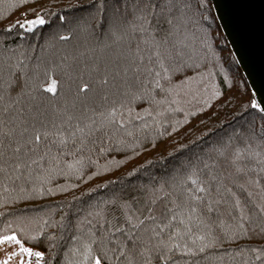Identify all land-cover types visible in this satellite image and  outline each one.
<instances>
[{
  "label": "trees",
  "instance_id": "16d2710c",
  "mask_svg": "<svg viewBox=\"0 0 264 264\" xmlns=\"http://www.w3.org/2000/svg\"><path fill=\"white\" fill-rule=\"evenodd\" d=\"M252 102L210 0H0V238L38 264H165L151 229L175 215L166 264H264Z\"/></svg>",
  "mask_w": 264,
  "mask_h": 264
},
{
  "label": "water",
  "instance_id": "95a60500",
  "mask_svg": "<svg viewBox=\"0 0 264 264\" xmlns=\"http://www.w3.org/2000/svg\"><path fill=\"white\" fill-rule=\"evenodd\" d=\"M210 1L254 101L264 109V0Z\"/></svg>",
  "mask_w": 264,
  "mask_h": 264
},
{
  "label": "snow or ice",
  "instance_id": "6c2138e0",
  "mask_svg": "<svg viewBox=\"0 0 264 264\" xmlns=\"http://www.w3.org/2000/svg\"><path fill=\"white\" fill-rule=\"evenodd\" d=\"M144 21L146 24H151V21L147 19V16H145ZM45 23L44 19L41 17H37V19L32 20V21H26L24 24H21L20 26L22 28H26V30L31 31L32 30V26L34 25H43ZM169 23H171V21H169ZM141 31H147V29L144 27V25H141ZM157 76L160 75V73H156ZM157 84H159V81H157ZM86 89H82V91H84ZM45 91L51 92V93H55V85L53 83L52 86L48 87L45 89ZM252 108H258V105L255 102H252ZM261 111H264V109H259ZM114 115V113H113ZM45 137L47 134H44ZM42 139V135L41 134H37L34 136L33 138V142L35 143H39ZM64 142V141H61ZM21 151V149L19 147H17L15 149V152L19 153ZM21 167L20 164L16 165V169L19 170ZM0 171H3V169H0ZM190 183L194 186V191H191L187 194L188 199L191 200H197L200 199V197L197 195L198 193H204L207 191V189H205V187L200 183L199 181V177H195V178H190ZM191 211H195V208H191ZM173 222H178L180 224H183V221H177V217L175 215H173L172 217L169 218L168 222H162V223H158L156 224V226L154 228L151 229L152 232V236L149 239V251H156L158 258L161 261H164L166 264L167 259L169 258V254L172 253L175 249L180 248V244L175 242L177 240V237L180 236V232L179 231H167L166 229L169 228H173L174 223ZM133 228L136 227V225L132 226ZM190 231V229H189ZM135 233H133L132 237L128 238V246H134L136 243L135 240ZM154 241V243H153ZM5 243H10V244H15V245H19V251L18 252H14L12 254V256H19V255H23V256H27V257H32L33 255L36 256L38 259L41 258V254L40 253H33L30 249H28L27 247H24L21 240L17 238L16 235H5L2 238H0V244H5ZM120 256H124L125 253L123 251L120 252L119 254ZM141 255H143V252H141ZM119 258V257H117ZM259 259V257H257ZM9 259H11V257H9ZM0 264H8V261L5 260L3 262H0ZM20 264H25V260L21 259L20 260ZM95 264H102L101 259L97 258L95 260Z\"/></svg>",
  "mask_w": 264,
  "mask_h": 264
},
{
  "label": "rangeland",
  "instance_id": "374dc122",
  "mask_svg": "<svg viewBox=\"0 0 264 264\" xmlns=\"http://www.w3.org/2000/svg\"><path fill=\"white\" fill-rule=\"evenodd\" d=\"M19 247H20L19 245L13 244L12 247H11V252H9V250L2 251L0 253V262H3L5 260H7L8 264H18V261H20L23 258V255L12 256V254L14 252H18L19 251ZM9 257H11V259H9Z\"/></svg>",
  "mask_w": 264,
  "mask_h": 264
},
{
  "label": "crops",
  "instance_id": "0c3cea01",
  "mask_svg": "<svg viewBox=\"0 0 264 264\" xmlns=\"http://www.w3.org/2000/svg\"><path fill=\"white\" fill-rule=\"evenodd\" d=\"M13 244L10 243H5V244H0V253L4 250H9V252H11V247ZM23 260L26 259V256H23L22 258ZM26 262V261H25ZM18 264H20V261H18Z\"/></svg>",
  "mask_w": 264,
  "mask_h": 264
},
{
  "label": "built area",
  "instance_id": "2783aa9c",
  "mask_svg": "<svg viewBox=\"0 0 264 264\" xmlns=\"http://www.w3.org/2000/svg\"><path fill=\"white\" fill-rule=\"evenodd\" d=\"M33 253H36V252H33ZM25 261H26L25 264H38V262H39L38 258L34 255L32 257L26 256Z\"/></svg>",
  "mask_w": 264,
  "mask_h": 264
}]
</instances>
